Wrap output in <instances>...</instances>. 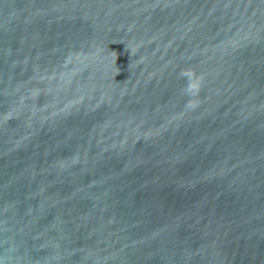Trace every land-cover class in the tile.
I'll list each match as a JSON object with an SVG mask.
<instances>
[{"label": "water", "instance_id": "95a60500", "mask_svg": "<svg viewBox=\"0 0 264 264\" xmlns=\"http://www.w3.org/2000/svg\"><path fill=\"white\" fill-rule=\"evenodd\" d=\"M0 262L264 264V0H0Z\"/></svg>", "mask_w": 264, "mask_h": 264}, {"label": "clouds", "instance_id": "9594fccd", "mask_svg": "<svg viewBox=\"0 0 264 264\" xmlns=\"http://www.w3.org/2000/svg\"><path fill=\"white\" fill-rule=\"evenodd\" d=\"M176 77L178 80L183 79L184 84L181 85V92L184 96L188 97L186 107L189 109H195L198 107V98L204 87V78L202 74L196 73L191 67L180 68ZM2 264V262H0Z\"/></svg>", "mask_w": 264, "mask_h": 264}]
</instances>
